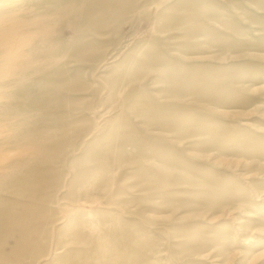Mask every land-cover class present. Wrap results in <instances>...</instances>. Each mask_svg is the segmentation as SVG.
Instances as JSON below:
<instances>
[{"label": "rangeland", "instance_id": "374dc122", "mask_svg": "<svg viewBox=\"0 0 264 264\" xmlns=\"http://www.w3.org/2000/svg\"><path fill=\"white\" fill-rule=\"evenodd\" d=\"M0 264H264V0H0Z\"/></svg>", "mask_w": 264, "mask_h": 264}]
</instances>
